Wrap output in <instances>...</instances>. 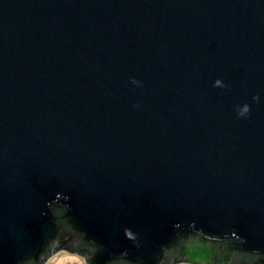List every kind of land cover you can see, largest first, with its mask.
<instances>
[{
    "label": "water",
    "instance_id": "obj_1",
    "mask_svg": "<svg viewBox=\"0 0 264 264\" xmlns=\"http://www.w3.org/2000/svg\"><path fill=\"white\" fill-rule=\"evenodd\" d=\"M58 251L264 264V0H0V264Z\"/></svg>",
    "mask_w": 264,
    "mask_h": 264
},
{
    "label": "flooded vegetation",
    "instance_id": "obj_2",
    "mask_svg": "<svg viewBox=\"0 0 264 264\" xmlns=\"http://www.w3.org/2000/svg\"><path fill=\"white\" fill-rule=\"evenodd\" d=\"M262 259L263 258L259 255L232 253L227 256H219L216 260H214V264H257Z\"/></svg>",
    "mask_w": 264,
    "mask_h": 264
},
{
    "label": "rangeland",
    "instance_id": "obj_3",
    "mask_svg": "<svg viewBox=\"0 0 264 264\" xmlns=\"http://www.w3.org/2000/svg\"><path fill=\"white\" fill-rule=\"evenodd\" d=\"M42 264H83V262L78 255H74L65 251H58L47 258Z\"/></svg>",
    "mask_w": 264,
    "mask_h": 264
},
{
    "label": "trees",
    "instance_id": "obj_4",
    "mask_svg": "<svg viewBox=\"0 0 264 264\" xmlns=\"http://www.w3.org/2000/svg\"><path fill=\"white\" fill-rule=\"evenodd\" d=\"M59 211V210H58ZM56 214H57V210L55 211ZM195 239H198V236H193ZM192 238V237H191Z\"/></svg>",
    "mask_w": 264,
    "mask_h": 264
}]
</instances>
